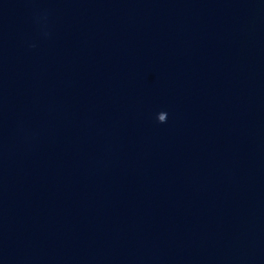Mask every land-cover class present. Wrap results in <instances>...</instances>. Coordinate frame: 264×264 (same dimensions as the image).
Wrapping results in <instances>:
<instances>
[{"label": "water", "instance_id": "water-1", "mask_svg": "<svg viewBox=\"0 0 264 264\" xmlns=\"http://www.w3.org/2000/svg\"><path fill=\"white\" fill-rule=\"evenodd\" d=\"M0 264H264V0H0Z\"/></svg>", "mask_w": 264, "mask_h": 264}]
</instances>
